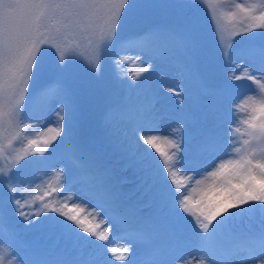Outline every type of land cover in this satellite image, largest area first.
Instances as JSON below:
<instances>
[{
	"label": "snow or ice",
	"instance_id": "obj_1",
	"mask_svg": "<svg viewBox=\"0 0 264 264\" xmlns=\"http://www.w3.org/2000/svg\"><path fill=\"white\" fill-rule=\"evenodd\" d=\"M196 2L207 4L208 0ZM153 7L142 0H0V184L8 186L9 202L6 208L0 198V264H25L12 242L13 216L18 213L31 222V217L22 210L28 202L16 198L21 191L15 182L17 174L30 166L43 165L66 144L72 146L70 159L54 174L55 184L42 181L47 190L34 199L49 208L44 197L52 196L49 210L65 220L48 219L65 230L70 239L93 249L96 259L86 260L83 255L69 258L65 249L62 253L41 254L35 264H264V0L234 4L238 11L227 13L228 22L238 18L243 26L232 33L227 47L222 43L225 29L221 17L216 15L215 8L210 9L217 46L227 62L234 63L235 37H245L235 49L244 63H234V68L241 71L230 72L226 79L250 80L258 86L235 105V121L224 122L222 155L203 166H194L219 140V128H207L198 138L190 140L185 139L180 129L177 137V129L164 131L130 98L114 104L105 114L108 143L114 144L121 156L128 159V166H139L145 172V183L149 177L154 180L153 174L143 167L148 160L161 165L166 173L164 183L144 190V195L149 196L147 212L128 206L111 181V169L100 167L97 156L77 142L72 101L64 87L63 75L73 62H83L102 74L109 53L115 55L157 38L176 39V33L168 29L139 27ZM180 39L187 46L194 44L197 37L194 31H188ZM82 44L91 49L90 55L79 50ZM47 49L53 50L50 58ZM144 51L147 49L142 48L141 52ZM136 60L147 63L142 55H137ZM151 68L148 63L141 73ZM32 106L55 113V122L46 128V132L54 135L45 139L44 133H39L37 138L28 139L25 147L42 142L43 148L13 156L24 115ZM241 112L245 115L240 116ZM114 115L118 118L114 119ZM61 136L63 139L49 152V145ZM144 145L160 159L155 160ZM36 155L43 159H28ZM73 173L83 174L93 194L110 202L107 211L103 207L100 211L89 208L82 203L79 193L66 188V179H72ZM194 194L198 198L193 199ZM189 216L191 221L187 220ZM256 216L260 218L258 227L243 225L245 218ZM121 221L128 233L127 238L120 237L124 243L115 239L108 244L96 243L108 241L113 228L120 230ZM185 222L193 230L196 256L185 255L178 249L173 251L166 243L169 232L175 234ZM73 224L94 239L81 236ZM5 233L8 239H4Z\"/></svg>",
	"mask_w": 264,
	"mask_h": 264
},
{
	"label": "rangeland",
	"instance_id": "obj_2",
	"mask_svg": "<svg viewBox=\"0 0 264 264\" xmlns=\"http://www.w3.org/2000/svg\"><path fill=\"white\" fill-rule=\"evenodd\" d=\"M142 2L150 3L155 7L145 15L139 27L168 29L176 33V39L157 38L151 42L145 41L132 45L128 50L118 51L115 55L109 53L110 58L105 59L102 74H97L83 62H73L69 65L65 78L62 77L64 87L72 101L73 125L79 146L85 151L94 153L100 167L111 169V181L116 187L117 194L126 201L128 206L141 213L148 211L146 204L149 196L144 195V190L153 184L164 183L166 173L161 165L148 160L144 162L143 167L153 174L154 180L149 177L148 182L145 183V172L141 171L139 166H128V159L122 157L120 150L114 144H109L106 138L104 117L108 110L119 101L130 98L148 115L149 120H155L164 131L177 129L176 136L179 137L180 129H183L186 140L198 138L207 128H219L221 136L215 146L211 147L202 159L194 162V166H203L208 160L223 154L224 122L235 121L237 115L235 105L258 87L250 80L228 81L226 79L230 72L235 71L239 74L241 71L234 68V63H244L235 49L241 46L245 37L241 35L235 37L236 43L232 54L234 63L227 62L218 49L217 33L210 16V9L215 8L216 15L221 17L220 23L225 29L222 43L227 47L232 33L243 26L238 18L229 23L227 13L238 11L233 6L243 0H208L207 4L197 3L196 0H142ZM188 31H194L197 39L194 44L185 46L180 38ZM142 48L147 51L141 52ZM79 50L86 56L91 54V49L84 44ZM47 52L50 58L53 50L47 49ZM137 55H142L147 63L136 60ZM114 61H120L119 65ZM148 63L152 64V68L149 72L141 73V68L147 67ZM136 73L140 74L134 75ZM203 79L205 81L203 84L206 85L201 88ZM217 84L222 86L215 87L214 85ZM230 84L235 86L229 87ZM197 89H202V93L207 94L204 100ZM212 90L215 91L208 94V91ZM56 107L59 105L57 104ZM239 115L243 116L245 113L241 112ZM113 118L117 119L118 116L114 115ZM54 122V112L42 111L36 106L30 107L24 115L22 131L15 144L16 152L12 155L34 153L37 147L43 148L42 142L25 146L28 139L37 138L39 133H44V138L50 139L54 133L46 132V128ZM24 125L30 126L24 127ZM31 125H38V127H31ZM61 139L63 136L49 145V152L56 144H59ZM143 147L148 148L155 160L160 159L149 146ZM71 148L70 144H66L60 153L50 157L43 165L30 166L16 176L17 187L21 188L20 196L28 202V206L22 210L31 217L30 222L28 218L21 216L22 220H28V222L20 224L19 232H14L15 239L12 241L25 264H35L41 254L53 251L62 253L65 249L68 251L69 258H79L83 255L86 260L96 259L93 249L70 239L65 230L55 226L48 219V217H55L57 220H65L64 217L57 216L49 210L53 203L52 196L44 197V201L49 203V208H44L41 200L34 199L43 196L44 191L47 190L42 181H51L55 184L53 176L70 159ZM45 155L47 156V153ZM28 159L43 158L36 155L28 156ZM21 163L23 164L24 161ZM7 187L0 184V193H7ZM67 187L79 193L82 203H86L89 208L95 207L97 211H100L103 207L107 211L110 207V202H105L93 194L91 185L83 174L73 173L72 179H66ZM60 195L62 196L63 193ZM196 198L198 196L194 194L193 199ZM34 213L39 215L38 219ZM80 215L83 216V213ZM103 215L104 212H101V216ZM256 217L245 218L243 224L249 223ZM114 219L119 218L114 217ZM187 220L191 221L192 217H187ZM237 223L241 222L238 220ZM258 226L259 224L255 227ZM73 228L81 236H87L89 240L94 239L81 232L75 224ZM192 231L191 225L185 222L183 228L177 230L175 234L169 232L166 238L167 245L171 250L178 249L185 255L188 253L193 256L198 255L195 240L191 235ZM181 235L183 239H179ZM121 236L128 237L122 221L119 231L117 228L112 229L108 241H96V243L108 244L113 239L118 243H124V240L120 239ZM4 239H8L7 233ZM19 244L22 247H19Z\"/></svg>",
	"mask_w": 264,
	"mask_h": 264
},
{
	"label": "trees",
	"instance_id": "obj_3",
	"mask_svg": "<svg viewBox=\"0 0 264 264\" xmlns=\"http://www.w3.org/2000/svg\"><path fill=\"white\" fill-rule=\"evenodd\" d=\"M65 76H66V73L63 75V78H65Z\"/></svg>",
	"mask_w": 264,
	"mask_h": 264
}]
</instances>
